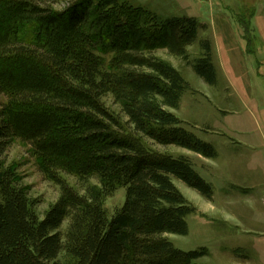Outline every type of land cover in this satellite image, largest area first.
<instances>
[{
	"label": "trees",
	"instance_id": "obj_1",
	"mask_svg": "<svg viewBox=\"0 0 264 264\" xmlns=\"http://www.w3.org/2000/svg\"><path fill=\"white\" fill-rule=\"evenodd\" d=\"M120 2L69 0L55 8L59 0H0V264H60L61 254L71 264H200L204 252L178 249L167 237L187 235L194 212L172 179L206 199L212 186L188 155L153 149L146 139L216 156L171 111L190 86L155 54L164 48L212 86V48L198 40L200 55L189 60L199 21L169 16L149 28L145 10L124 12ZM15 142L59 188L41 217L6 164ZM119 186L124 202L109 216L104 199Z\"/></svg>",
	"mask_w": 264,
	"mask_h": 264
},
{
	"label": "rangeland",
	"instance_id": "obj_2",
	"mask_svg": "<svg viewBox=\"0 0 264 264\" xmlns=\"http://www.w3.org/2000/svg\"><path fill=\"white\" fill-rule=\"evenodd\" d=\"M69 0H59L62 8ZM124 12L143 9L148 27L169 16H189L200 22L197 40L187 47L189 60L200 55L198 40L207 39L212 48L217 82L206 84L184 60L171 56L164 48L155 54L170 62L188 82L189 89L171 110L200 139L210 142L214 158L174 147L146 143L173 155H188L200 176L212 186L206 199L183 182L172 179L194 212L186 217L185 236L167 235L174 246L184 251H202L200 264H264V0H121ZM21 33L29 34L28 28ZM105 46V31L99 30ZM104 48V47H101ZM101 52V50H100ZM109 55H104L108 57ZM5 102L0 94V106ZM106 104L117 106L107 96ZM26 188L33 210L41 217L58 198L59 188L44 178L28 146L15 142L6 153ZM81 189V183L66 176ZM96 183V180H91ZM125 198V188L104 199L109 216ZM64 228V227H63ZM60 264H71L61 254Z\"/></svg>",
	"mask_w": 264,
	"mask_h": 264
}]
</instances>
